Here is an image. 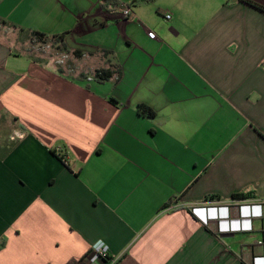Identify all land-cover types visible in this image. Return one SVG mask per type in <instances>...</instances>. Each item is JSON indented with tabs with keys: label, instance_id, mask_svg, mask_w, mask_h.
Here are the masks:
<instances>
[{
	"label": "crops",
	"instance_id": "crops-1",
	"mask_svg": "<svg viewBox=\"0 0 264 264\" xmlns=\"http://www.w3.org/2000/svg\"><path fill=\"white\" fill-rule=\"evenodd\" d=\"M97 239L114 264L264 256V0H0V264H89Z\"/></svg>",
	"mask_w": 264,
	"mask_h": 264
},
{
	"label": "rangeland",
	"instance_id": "rangeland-1",
	"mask_svg": "<svg viewBox=\"0 0 264 264\" xmlns=\"http://www.w3.org/2000/svg\"><path fill=\"white\" fill-rule=\"evenodd\" d=\"M8 32L11 33V36L6 37V40L13 42L17 51L28 54L34 61L56 66L72 65V57L62 52L57 42H53L51 39L42 41L31 33L19 30L11 31L9 29Z\"/></svg>",
	"mask_w": 264,
	"mask_h": 264
},
{
	"label": "built area",
	"instance_id": "built-area-1",
	"mask_svg": "<svg viewBox=\"0 0 264 264\" xmlns=\"http://www.w3.org/2000/svg\"><path fill=\"white\" fill-rule=\"evenodd\" d=\"M122 8H123L122 12L124 15L127 16L128 14L131 13V8L127 4L123 3ZM169 16L170 15L168 14L165 15L166 18H169ZM149 35L152 37L154 36L153 33H149ZM61 157L65 160L67 158L65 154H63ZM211 208H216V207L198 206V207H193L192 210L197 215L200 214V216H202V220L204 221V223H207V219H206L207 217L206 215H204V213L205 210H209ZM118 258L119 255L114 256L111 254L107 243H105L102 239H97L90 245L87 261L89 264H96L99 263L100 261H105L107 264H114ZM263 258L264 256L256 257L257 260L255 259V261L262 262Z\"/></svg>",
	"mask_w": 264,
	"mask_h": 264
},
{
	"label": "trees",
	"instance_id": "trees-1",
	"mask_svg": "<svg viewBox=\"0 0 264 264\" xmlns=\"http://www.w3.org/2000/svg\"><path fill=\"white\" fill-rule=\"evenodd\" d=\"M31 34L33 36L37 37L39 40L45 41L47 39H51L53 42H60V38L62 36V34H61V35H52L50 37L49 35H46L45 33H41L39 31H32ZM59 46H60V50L62 52L69 53V51L66 49L65 45L62 42L59 43ZM69 54H71L73 56H79L78 51H72ZM112 76H113V71L110 69L101 68V69H97L94 72V77L98 81L107 80V79L111 78ZM137 110H138V113H140V114H144V115L149 116V117L154 116V111L148 105L138 104ZM234 196L240 197V196H243V194L240 193V194H236Z\"/></svg>",
	"mask_w": 264,
	"mask_h": 264
},
{
	"label": "clouds",
	"instance_id": "clouds-1",
	"mask_svg": "<svg viewBox=\"0 0 264 264\" xmlns=\"http://www.w3.org/2000/svg\"><path fill=\"white\" fill-rule=\"evenodd\" d=\"M192 212H193L194 214H196L193 210H192ZM196 215H197V214H196ZM197 217H198L200 220H202L200 216L197 215ZM206 217H207V216H206ZM216 217H217V216H216ZM206 219L208 220V218H206ZM263 262H264V259H263ZM253 264H255V261H253ZM263 264H264V263H263Z\"/></svg>",
	"mask_w": 264,
	"mask_h": 264
}]
</instances>
